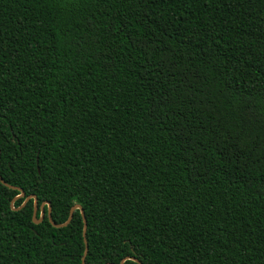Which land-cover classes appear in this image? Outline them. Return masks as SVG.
Wrapping results in <instances>:
<instances>
[{
    "label": "trees",
    "instance_id": "obj_1",
    "mask_svg": "<svg viewBox=\"0 0 264 264\" xmlns=\"http://www.w3.org/2000/svg\"><path fill=\"white\" fill-rule=\"evenodd\" d=\"M0 175L85 264H264V0H0ZM19 193L0 264H81Z\"/></svg>",
    "mask_w": 264,
    "mask_h": 264
},
{
    "label": "water",
    "instance_id": "obj_2",
    "mask_svg": "<svg viewBox=\"0 0 264 264\" xmlns=\"http://www.w3.org/2000/svg\"><path fill=\"white\" fill-rule=\"evenodd\" d=\"M0 182L3 183L4 185L10 187V188H14V189H17L18 191H20V193L18 195H16L12 201H11V208L12 209H15V210H18L20 209L30 198L33 199V212H32V221L34 223H39L40 221H42L43 217H44V205H47V218H48V221L50 222V224L54 227H63V226H66L70 220L72 219V216H73V212L75 209H79L80 211V215H81V218H82V222H83V229H82V235H83V241H84V252H83V255L81 257V264H85V256L87 254V251H88V245H87V241H86V237H85V234H86V229H87V224H86V218H85V215H84V211L81 207L80 204H74L70 207L69 209V213H68V217L67 219L62 222V223H55L52 219H51V212H50V204L48 201H43L39 206H38V203H37V199L35 197V195L33 194H30V195H27L22 204L18 207H13V202L15 199L19 198V197H24L25 193L24 191L20 188V187H16V186H12V185H9L7 184L1 177L0 175ZM40 210V214H39V217H37V210ZM126 259H131L135 262H137L138 264H142L137 258H134V257H130V256H125L122 260H121V263L120 264H123V261L126 260ZM105 264H112V263H105Z\"/></svg>",
    "mask_w": 264,
    "mask_h": 264
}]
</instances>
